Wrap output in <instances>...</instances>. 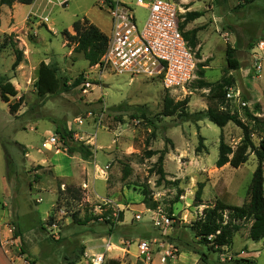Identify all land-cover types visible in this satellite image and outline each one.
I'll list each match as a JSON object with an SVG mask.
<instances>
[{"label":"rangeland","instance_id":"obj_1","mask_svg":"<svg viewBox=\"0 0 264 264\" xmlns=\"http://www.w3.org/2000/svg\"><path fill=\"white\" fill-rule=\"evenodd\" d=\"M123 1L140 30L148 11ZM174 1L180 23L186 11H203L184 28L199 29L191 47L197 59L194 78L176 90L164 89L160 77L90 66L73 51L64 31L74 33L76 20L87 19L110 34L105 0L3 4L0 78H10L17 94L7 101L0 96V264H86L96 252L103 253V264H264V239H251V221L243 219L257 159L250 153L236 168L215 164L221 134L235 148L240 127L162 114L165 96L188 99V113L216 103L214 86L211 91L196 87L197 71L203 69L205 81L216 84L225 77L228 86L240 90L247 105L225 96L229 111L249 126L246 110L264 119V57L259 75L251 56L255 43L264 40V0ZM227 45L235 49L237 70L227 69ZM14 47L22 51V61L12 69ZM41 61L57 69L60 81L58 91L44 96L33 85ZM19 97L11 112L9 105ZM50 136L56 144L43 148ZM199 137L203 148L197 152ZM262 138V131L251 135L256 146ZM78 145H88L92 155L82 159L70 152ZM146 149L165 150L166 180L158 181V154L147 158ZM199 182L200 205L195 202ZM213 205H234L242 212L232 244L217 252L199 243L190 228ZM163 218L168 222L162 226L157 220ZM140 240L149 241L147 250L139 247ZM166 251L169 257L162 261Z\"/></svg>","mask_w":264,"mask_h":264},{"label":"trees","instance_id":"obj_2","mask_svg":"<svg viewBox=\"0 0 264 264\" xmlns=\"http://www.w3.org/2000/svg\"><path fill=\"white\" fill-rule=\"evenodd\" d=\"M32 0H0L1 5L10 6L14 2L21 4H30ZM110 0H105L109 2ZM250 0H248L249 2ZM203 11H186L182 17L184 20L178 23V27L187 41L190 47L196 46L198 28L194 27L190 30H185L187 23L194 21L201 17ZM74 33L64 31V35L70 42L74 43L73 51L82 53L85 60L90 66L100 63L101 57L105 51L107 44V35L103 33L96 25L90 23L87 19L76 20L72 24ZM14 46V45H13ZM15 59L12 63V69L16 68L22 61V51L14 47ZM235 49L230 45H227L225 50V59L228 70H237L240 68L239 61L234 55ZM197 65V64H196ZM198 66H203L199 63ZM199 77L197 81V88H209L214 86L217 91V95H213L212 99L215 100V104H210L205 110L188 113L185 111V104L188 99L182 101H174L171 97L165 96L163 99L162 114L169 116L175 113L182 117V120L197 121L201 118H206L210 122L214 123L220 128H223L228 122L234 123L240 127L242 131V137L238 144L233 148L227 142H225L223 135L221 134L218 146V157L216 159V166L221 167L225 164H229L232 167H239L246 162L248 155L253 153L257 159V165L253 171L251 182L249 184V201L244 208L243 219L251 221L249 228V236L253 240L264 239V175H263V163H264V138H262L259 144L256 146L251 135L254 130L264 132V119L257 117L246 110L247 118L252 122L249 126L242 121L235 113L229 111L224 102L225 94L230 81L222 77L221 81L214 84L212 82L205 81L203 79L204 71L199 69L197 71ZM79 80L74 83L77 85ZM36 92L39 96L55 93L59 90L60 81L57 76V69L44 61H41L37 69V78L33 83ZM61 85L66 86L63 82ZM17 91L14 85L10 82V78H0V96L3 100L7 101V96H16ZM226 100V99H225ZM21 102L19 97L16 103L10 104L9 109L14 112ZM202 137H199V144L196 147V151L200 152L203 148ZM70 152H78L82 159H87L92 155V151L88 145H78L70 148ZM145 157L150 158L155 154H158L157 159V174L159 176L158 181L166 180L165 171L162 167V160L165 154V150H151L146 149L144 151ZM166 182V181H165ZM169 182V181H167ZM202 183H198V188L195 192V202L198 205L201 203ZM146 196V194H145ZM227 196L223 193L222 197ZM223 200V199H222ZM224 202V200H223ZM226 203V202H225ZM153 205L152 208H155ZM242 212L232 205L230 207H221L218 205L209 206L205 208L202 215L193 221L190 225L195 237L199 243L205 245L208 250L212 252L220 251L221 248L230 246L232 244L233 235L237 232L241 225L238 220L241 219ZM122 212L118 213V219L122 220ZM107 221V219H105ZM205 253L201 254L202 260H205ZM70 264H73L71 261ZM113 264H117L113 262Z\"/></svg>","mask_w":264,"mask_h":264},{"label":"built area","instance_id":"obj_3","mask_svg":"<svg viewBox=\"0 0 264 264\" xmlns=\"http://www.w3.org/2000/svg\"><path fill=\"white\" fill-rule=\"evenodd\" d=\"M136 5L148 11L143 27L138 30L134 16L130 13L128 2L110 0L107 2L111 17V30L107 35V44L97 67H105L117 73L160 77L166 90L184 87L194 78L197 59L182 35L179 23V6L174 0H133ZM59 5H66L68 0H54ZM44 22L48 18L43 17ZM258 51V53L256 52ZM255 73L260 75L263 69L264 40H259L251 49ZM86 87L89 83H85ZM85 87V91L86 88ZM227 99H234L241 106L247 102L242 100L239 89L227 88ZM57 142L50 136L42 143L43 148H51ZM168 222L166 218L157 223ZM139 247L147 250L149 241L140 240ZM168 251L161 257L165 261ZM102 252L92 253L86 264H103Z\"/></svg>","mask_w":264,"mask_h":264},{"label":"crops","instance_id":"obj_4","mask_svg":"<svg viewBox=\"0 0 264 264\" xmlns=\"http://www.w3.org/2000/svg\"><path fill=\"white\" fill-rule=\"evenodd\" d=\"M17 4H19V3H17ZM17 4H14L12 7H13V9L16 7V5ZM4 5H2V6H0V9H1V11H2V7H3ZM5 6H7V5H5ZM9 8H10V6H8ZM1 14H2V12H1ZM0 20L2 21V19H1V16H0ZM10 82L13 84V82L10 80Z\"/></svg>","mask_w":264,"mask_h":264}]
</instances>
